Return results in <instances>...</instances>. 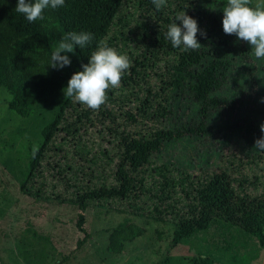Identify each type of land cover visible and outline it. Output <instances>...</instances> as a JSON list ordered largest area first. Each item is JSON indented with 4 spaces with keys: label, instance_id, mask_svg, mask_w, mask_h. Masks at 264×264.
<instances>
[{
    "label": "trees",
    "instance_id": "obj_1",
    "mask_svg": "<svg viewBox=\"0 0 264 264\" xmlns=\"http://www.w3.org/2000/svg\"><path fill=\"white\" fill-rule=\"evenodd\" d=\"M17 2L0 0V31L4 27L29 30L13 42L0 39L12 86L7 104L16 114L28 116L37 103L65 89L72 74L83 70L82 64L88 63L101 44L126 54L132 62L120 87L108 90V100L99 110L64 98L41 129L35 156L34 149L30 151L23 192L36 201L69 202L81 210L97 203L172 221L178 224L173 239L177 244L206 226L209 212L219 206L217 200L225 198L227 189L238 198L236 215L241 229L226 224L220 244L206 248L192 264H249L255 259L264 248V205H252L264 202V151L257 149L249 156L234 151L223 154L221 174L200 171L193 175L186 167L153 159L173 138L172 131L162 125L175 92L188 83L206 118L209 108L218 105L211 94L226 78L224 61L212 59L194 70L206 53L173 48L166 39L169 25L181 12L197 21L199 0H167L160 10L152 0H65L64 7L47 8L58 18L42 27L17 13ZM175 22L182 26L181 21ZM73 31L91 32L94 39L83 48L76 47L75 63L51 68L52 52ZM261 118L264 123V110ZM221 176L224 189L223 184L219 187ZM82 222L80 214L77 226L84 235L78 246L89 238ZM143 233L138 224L121 223L109 233L107 250L119 254L125 243ZM253 238L256 241L250 242Z\"/></svg>",
    "mask_w": 264,
    "mask_h": 264
},
{
    "label": "rangeland",
    "instance_id": "obj_2",
    "mask_svg": "<svg viewBox=\"0 0 264 264\" xmlns=\"http://www.w3.org/2000/svg\"><path fill=\"white\" fill-rule=\"evenodd\" d=\"M226 4L227 0H199L197 12L198 27L206 33L202 36L198 32L197 40L202 45L199 49L206 55L194 70L202 69L212 59L227 63L224 82L211 94L218 105L210 107L208 116L203 118L188 83L177 90L171 100V112L162 125L172 131L173 138L153 158L158 163L186 167L193 175L200 171L221 174L219 160L227 152L243 156L257 152L254 144L261 133L264 58H256L248 42L235 34L224 33ZM257 5L264 7V0H251V6ZM57 18L54 12L45 9L44 19L37 20V26L49 25ZM28 33L26 27H4L0 39L13 42ZM67 55L71 62H76L74 53ZM11 96L9 65L3 50L0 52V264H192L206 248L220 244L221 234L227 231L223 228L226 224L240 228L236 215L238 198L227 189L225 198L217 200L219 206L209 212L206 226L185 243L177 244L173 239L178 224L169 220L118 211L97 203L81 210L69 202L36 201L27 196L21 184L28 173L30 151L39 146L41 129L66 96L63 90L55 92L37 103L28 116L9 109L7 102ZM221 179L219 187L224 182V177ZM252 205L261 207L264 202ZM80 214L89 238L78 246L84 235L77 226ZM125 222L138 224L144 233L125 243L121 253L113 254L107 250L108 235ZM255 241L253 238L250 242ZM263 263L264 248H260L249 264Z\"/></svg>",
    "mask_w": 264,
    "mask_h": 264
},
{
    "label": "clouds",
    "instance_id": "obj_3",
    "mask_svg": "<svg viewBox=\"0 0 264 264\" xmlns=\"http://www.w3.org/2000/svg\"><path fill=\"white\" fill-rule=\"evenodd\" d=\"M152 3L156 10H160L166 6L167 0H152ZM64 6L65 0H18L15 11L32 23L44 19L45 9ZM175 21H181L182 26ZM222 25L225 34H235L238 39L251 45L256 58H264V7L251 6V0H227ZM198 32L206 35L199 29L197 21L184 11L175 17L165 36L173 48L183 46L185 51L198 50L202 46L197 40ZM93 39L91 32H69L52 52L48 66L57 70L70 66L71 59L67 53H74L77 46L83 48L91 44ZM131 63L126 54H119L115 48L101 44L92 52L88 63L82 64L83 70L72 74L67 87L63 89L64 94L89 109L99 110L108 100V90L120 87L122 76L130 69ZM261 102H264V98ZM260 131L264 133V123L260 125ZM254 148L264 151V136L255 140ZM36 151L38 148L34 149V156Z\"/></svg>",
    "mask_w": 264,
    "mask_h": 264
}]
</instances>
